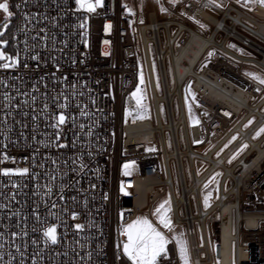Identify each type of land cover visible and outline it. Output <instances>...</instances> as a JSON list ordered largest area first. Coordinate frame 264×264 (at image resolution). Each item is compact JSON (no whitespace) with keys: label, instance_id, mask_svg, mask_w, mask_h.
I'll return each instance as SVG.
<instances>
[{"label":"built area","instance_id":"2783aa9c","mask_svg":"<svg viewBox=\"0 0 264 264\" xmlns=\"http://www.w3.org/2000/svg\"><path fill=\"white\" fill-rule=\"evenodd\" d=\"M133 1L130 11L122 0H104L89 13L78 9L75 0H8L14 13V52H4L19 55L20 63L0 68V170L28 168L29 173L0 171V205H5L0 207V264L8 261L9 253L15 258L13 264H133L122 255L121 225L150 207L161 195L157 186L169 190L171 212L175 222L185 228L193 264H264V166L244 181L233 174L245 175L258 153L251 150L250 139L264 126V119L254 110L264 107V84L243 71L244 66H252L264 74V28L260 31L264 16L256 12L264 11V6L257 3L250 10L236 0H224L223 7L210 0H177L170 8L164 0L175 18L158 20L151 11L149 22L138 24L140 0ZM197 19L209 24L210 31ZM84 20L86 29L80 27ZM45 35L46 44L41 40ZM230 39L257 56L233 50L228 46ZM37 55L39 58L33 59ZM213 81L223 82L239 99L212 105L207 85ZM137 87L140 92L133 96ZM191 90L198 94L196 100L190 97ZM184 93L198 117L190 127L186 117L181 119ZM5 95L10 102L5 101ZM64 96L68 107L63 111L74 116L75 122L69 119L57 130L51 117L61 111L58 105L65 103ZM82 110L89 115L82 116ZM55 131L61 133L59 141ZM4 132L9 133L7 138ZM256 140L264 148V133ZM57 142L67 146L58 148ZM205 144L211 145L206 153L194 150ZM246 144L247 150L227 166ZM196 158L208 162L200 175L194 165ZM127 161H136V174H124ZM217 169L223 170L217 198L204 209L200 188ZM53 175L54 181L50 179ZM229 179L232 185L226 188ZM48 185L52 190L46 195ZM144 185L149 189H143ZM140 200L145 203L138 205ZM73 211L78 213L75 218L70 214ZM207 222L218 225L217 241ZM77 223L84 228L76 229ZM198 223L202 242L198 240ZM52 224H58V243L45 246L44 229ZM163 231L169 239L168 256L159 264H180L170 231ZM14 232L19 235L13 236ZM116 256L120 259L115 260Z\"/></svg>","mask_w":264,"mask_h":264},{"label":"snow or ice","instance_id":"6c2138e0","mask_svg":"<svg viewBox=\"0 0 264 264\" xmlns=\"http://www.w3.org/2000/svg\"><path fill=\"white\" fill-rule=\"evenodd\" d=\"M171 2L173 4H175L177 2V0H171ZM236 2L239 4L241 2V0H236ZM210 3L212 4H216L217 0H210ZM260 4L261 6H264V0H244V7H249V5H252L253 7L256 4ZM75 4L77 6L78 9H86L87 12L91 13V12H95L97 7H101L103 5V0H75ZM220 7H223L224 5L220 4L218 5ZM15 7H19V4L15 5ZM125 7H127L125 5ZM162 11H166V9H161ZM251 10V9H250ZM0 11L3 12L4 14V22L2 24H0V45H6L8 43L7 40L3 39V29H7L9 27V24L11 22V19L14 15V13L10 10V6L8 3V0H3V2H0ZM130 11V9H129ZM25 23H28L27 20V14H25ZM81 28H87V21L84 20L81 24H80ZM111 28V25H106L105 26V30H109ZM52 39H55L54 37ZM42 42H47L48 40V36L45 35L43 37H41ZM62 43H66V41H63ZM25 45L27 47V38L25 39ZM231 47H235V45H230ZM242 51V50H241ZM107 55V53H106ZM209 55H211V53H209ZM38 55L37 56H33V59H38ZM0 61H5L3 63H0V68H14L17 67L20 63L19 61V55L17 56H10L7 55L3 50H0ZM25 67H27V65H25ZM58 67V65H57ZM248 75L253 76L255 79H257L261 84H264V78H261L259 75L255 74V73H249ZM141 82L143 83V75L141 74ZM74 87V86H71ZM140 92V88L137 87L136 91L132 93L133 96H137L138 93ZM75 95V93H73ZM5 101L10 102L11 98L7 95H5L4 97ZM33 101H35V97H32ZM65 103L63 104H59L58 107L61 109V111L58 114H54L51 118L54 120V123L52 124V127L54 129H60L65 123L68 122L69 119H71L73 121V123L75 122V117L74 116H66L65 112L63 111V109H66L68 107L67 101H68V97L64 96L63 97ZM25 103H27V101H25ZM137 104H140V97H138L137 99ZM8 104H5V107H7ZM44 108L47 109L48 105L45 103L44 104ZM80 114L82 116H88L89 113L86 111H81ZM7 114H5L6 117ZM24 115H27V113H25ZM127 115V113H126ZM249 124L252 123V121L250 120L248 122ZM79 127L82 129L85 126L84 125H79ZM260 132H264V126L261 127V129L259 130V132L257 133V135L260 134ZM8 132H4V136L5 138H7L8 136ZM89 136L92 134L91 131H89L87 133ZM56 141H59L60 139V131H55L53 133ZM233 140L236 139V137H232ZM49 143H51V141H49ZM67 144H60L57 142L56 147H66ZM227 147V145L225 146ZM243 147H247V145H242ZM89 155H91V153H89ZM4 159H8L7 155L4 154ZM53 163H55V160H53ZM134 163V162H133ZM127 164L124 165L125 168H127ZM84 165L81 162V168H83ZM0 171H3L5 174H10L13 172H17L20 174H27L29 173V169L28 168H17V169H12V168H4ZM51 180H55V176L53 175L51 178ZM49 188L48 193H46V195L51 194V186L48 185L46 186ZM63 188V185L61 186ZM92 187H95V185H92ZM205 187H207V185H205ZM107 198V197H105ZM61 199H63V196H61ZM87 202L85 201V204ZM205 204L207 206V198L205 199ZM167 206V207H165ZM0 207H5V205H0ZM53 208L56 207L55 204L52 205ZM164 209V214L159 215V220L160 223L165 227V228H169L172 224L171 219L169 218V216L167 215V212L171 211V196L169 195L168 199H166L165 201H162L160 205L157 206V209L155 210L156 213H161V210ZM64 211H67V209H63ZM71 216L73 218H75L78 213H76L75 211L70 213ZM51 215H55V213H51ZM37 219H39V217H37ZM57 227L58 224H52L48 227H46L44 229V243L45 246H47L49 243L51 244H57L58 243V234H57ZM75 228L80 230L84 228L83 224L77 223L75 224ZM25 236L27 235V233H23ZM13 236L19 235V233H12ZM123 235H126L127 239L126 241L123 243L122 246V255L126 256L129 260H131L133 262V264H159V261L162 257H167L168 256V250L166 245L169 243L168 238L165 236V234L158 230L157 227H155L151 221H149L146 217L143 218H137L136 221H134L131 224H128L123 232ZM3 234L0 233V237H2ZM37 241H33V243H36ZM177 244L180 245L179 247V253H180V258L182 261H185V264H187V258H186V247L184 246V243L180 240H177ZM117 249H119L121 246L120 244L116 245ZM89 256V260L91 259V253H88ZM14 257L11 256V254L9 253V259L8 261H5L4 264H13L14 261ZM115 260L120 259L119 256H116L114 258ZM3 260V253H0V261ZM33 260H35V257H33Z\"/></svg>","mask_w":264,"mask_h":264},{"label":"rangeland","instance_id":"374dc122","mask_svg":"<svg viewBox=\"0 0 264 264\" xmlns=\"http://www.w3.org/2000/svg\"><path fill=\"white\" fill-rule=\"evenodd\" d=\"M103 2H104V0H103ZM133 2H134L133 0H122L124 7H125V5L127 6V7H125V9H127V10H129V9L131 10V8H133V6H131L133 4ZM217 4H219V5L222 4L224 6L226 5L224 0H217ZM240 4L244 5V0H241ZM168 5L170 6V8H173L175 6V4H173L171 2V0H168ZM162 8L166 9V11H162L161 10ZM248 8L249 9L252 8V5H249ZM151 11L155 12L158 20H168V19H173L176 17V15L174 13H172L169 9H167V7L164 3V0H140L139 6H138V13H139L138 14V21H137L138 24L148 23L149 22V13ZM197 20L200 21L207 28L208 32L210 31L211 26L209 24H207L206 22H204L200 19H197ZM133 24H134V22H133ZM171 30H174V28H172ZM161 36H162V42L164 44L165 43V34H164L163 30L161 31ZM218 38H220V36ZM135 45H136V48L138 49L139 48V42L137 41L136 38H135ZM230 45H235V47H231ZM228 46L230 48H232L233 50L240 52L243 55L257 56L254 52H252L251 50H249L248 48H246L245 46H243L241 43H239L238 41H236L234 39H230V41L228 42ZM149 50H150L151 57H152L154 80H155V84L157 86V92H158V94H160L161 91H160V87H159V76H158V72H157L156 63L153 60L154 49H153L152 45L150 46ZM3 62L4 61H0V63H3ZM167 67H168V69H170L169 61H167ZM243 71L246 74L255 73V74L259 75L261 78H264V74L260 70L256 69L255 67L244 66ZM170 84H172L171 79H170ZM189 95L193 100H196L198 97V94H196L192 90L189 91ZM183 100H184V111H185L186 121H187L188 127H190L191 125H194L198 122V117H197V114H196L193 106L191 105V103L189 101L188 96L185 93L183 96ZM261 110L263 111L264 107H262ZM175 113H176V115H178V108L176 106H175ZM253 119L254 118H252L251 121ZM247 125H245V127ZM257 133L253 136V139H255V140L259 136H261L264 132H260L259 135H257ZM179 138H180L181 148L184 149L185 148V142H184L182 129L179 132ZM210 147H211L210 144H205V145H202L200 147L194 148V150L199 152V153H206L210 149ZM247 148H248V145H247V147H243V148L241 147L226 162L227 166L232 165L236 161V159L238 157H240L247 150ZM168 149L171 150V145L169 142H168ZM183 163H184V168H185V172H186L187 182L190 183L191 182V174H190V170H189V162H188V159L186 157L184 158ZM125 164L128 165L127 168L124 167ZM194 165H195V169H196L197 174L200 175L208 167V162L203 161L199 158H196L194 160ZM171 167H172L173 183H174L175 192L177 195H179L180 191H179L177 175H176L174 163L172 161H171ZM123 172H124V174H127V175L136 174L138 172L136 161L124 162ZM222 174H223V170L217 169L214 173H212V175L201 186V188H200V199H201V203H202V206L204 209L208 208L213 203V201H215V199L217 198L218 185H219V181L221 179ZM205 185H207V187H205ZM231 185H232V181L229 179L226 182V188H229ZM156 189L161 191V195L155 201H153L151 203L149 208H145V209L138 211L136 218L128 224L133 223L134 221L137 220V218L146 217L149 221L152 222V224L155 227L158 228V230L162 231L163 233H164L163 230H169L171 235H172V238L174 240V243L176 245L177 253H178V256L180 259V264H185V261H182L180 258V253H179L180 245L177 244V240L182 241L184 243V246L186 247L187 264H193L191 251H190V247H189V241H188L187 235L185 233L184 226L177 224L175 222L174 216H173L171 211L167 212V215L169 216V218L172 221L171 226L169 228H165L160 223L159 215L164 214L165 210L162 209L161 213H159V214L156 213L155 210L157 209V206L161 204L162 201H165L166 199H168L170 193H169V190L167 188H164L163 186H157ZM206 198H207V206L205 204ZM192 206H193V212L196 213L197 208H196L194 198L192 200ZM165 207H167V206H165ZM180 215H183L182 210H180ZM128 224L121 225V243H122V246H123V243L127 239L126 235H123V232H124V230ZM206 226H207L208 230L210 229L213 232V239L217 241V239H218V225L216 223H208L207 222ZM196 227H197V233H198V240H199V242H202V233H201L200 224L198 223L196 225ZM206 264H212V263H206Z\"/></svg>","mask_w":264,"mask_h":264},{"label":"bare ground","instance_id":"6f19581e","mask_svg":"<svg viewBox=\"0 0 264 264\" xmlns=\"http://www.w3.org/2000/svg\"><path fill=\"white\" fill-rule=\"evenodd\" d=\"M259 15L264 16V11L263 10H257L256 11ZM208 19L213 20V18L208 15L207 13H203ZM264 28V25L261 26V29ZM210 40V39H209ZM190 51V50H189ZM213 92V95H212ZM207 95H208V99L209 102L214 105L217 102H223L225 104L229 103V99L232 98H238L235 94L234 91L229 88L227 85H225L223 82H218V81H213L210 83V85H207ZM239 99V98H238ZM252 108V107H251ZM253 110V109H252ZM254 110L258 111V113L260 114L261 118L264 119V112L258 110L257 108H255ZM182 120L185 121V114L183 113V116L181 118ZM261 120H259L254 126H256L258 123H260ZM247 135H249V132L246 133ZM251 141V150L253 149H257L258 153H254V158L250 163L249 168L246 170L245 175H237L236 173H233L234 176H236L237 179L244 181L247 178L253 177L254 173L259 172L261 170V168H263L264 166V148L263 146L260 145V141L255 140L253 138L250 139ZM188 153L193 156L195 154V152L190 149L188 151ZM244 164H246V161H242ZM227 171L231 172L232 169L227 167ZM243 178V179H242ZM143 189L148 190L149 186L148 185H144ZM145 201V200H144ZM140 200L138 205H142L145 202Z\"/></svg>","mask_w":264,"mask_h":264},{"label":"trees","instance_id":"16d2710c","mask_svg":"<svg viewBox=\"0 0 264 264\" xmlns=\"http://www.w3.org/2000/svg\"><path fill=\"white\" fill-rule=\"evenodd\" d=\"M13 24H14V17L12 22L10 23L5 36H4V40L8 41V45L5 48L6 52L8 53H13L14 52V45H13Z\"/></svg>","mask_w":264,"mask_h":264},{"label":"flooded vegetation","instance_id":"af4514ba","mask_svg":"<svg viewBox=\"0 0 264 264\" xmlns=\"http://www.w3.org/2000/svg\"><path fill=\"white\" fill-rule=\"evenodd\" d=\"M11 19V22H12V18H10ZM4 22V14H3V12L2 11H0V24H2ZM10 22V23H11ZM10 25V24H9ZM8 29V28H7ZM7 29H3V38H4V36H5V33H6V31H7Z\"/></svg>","mask_w":264,"mask_h":264},{"label":"water","instance_id":"95a60500","mask_svg":"<svg viewBox=\"0 0 264 264\" xmlns=\"http://www.w3.org/2000/svg\"><path fill=\"white\" fill-rule=\"evenodd\" d=\"M8 43L6 45H0V50H5V48L7 47Z\"/></svg>","mask_w":264,"mask_h":264}]
</instances>
